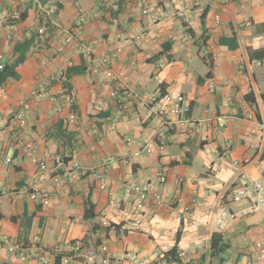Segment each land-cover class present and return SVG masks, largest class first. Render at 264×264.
Returning a JSON list of instances; mask_svg holds the SVG:
<instances>
[{"label":"crops","instance_id":"1","mask_svg":"<svg viewBox=\"0 0 264 264\" xmlns=\"http://www.w3.org/2000/svg\"><path fill=\"white\" fill-rule=\"evenodd\" d=\"M39 1L56 9L44 35L38 33L44 24L36 2L0 0V65L15 67L17 46L32 42L14 77L0 87V235L22 248L13 254L0 242V264H40L28 250L37 241L64 252L68 264H90L89 252L105 245L113 253L137 254L147 264H251L248 249L264 237V213L246 212L249 204L230 202L229 192L243 174L264 176V134L258 131L264 124V66L257 65L264 62V0ZM174 2L187 7L185 19L177 17ZM116 4L119 10L111 11ZM141 7H147V16ZM77 8L86 16L82 27ZM166 13L168 19L155 23ZM11 22L16 24L12 32ZM61 30L75 41L56 55L65 38ZM81 43L92 46L93 60L78 51ZM103 58L110 61L112 77L100 65ZM161 59L166 64L159 68ZM211 80L221 89L209 91ZM126 89L139 99L126 102L119 114L111 94L123 97ZM36 90L42 92L37 105L31 99ZM67 92L76 106L61 110ZM167 93L183 95L191 105L190 114L171 127L149 101ZM28 101L34 105L27 128L7 130ZM72 112L76 119L66 124ZM244 112L254 113L255 120ZM218 116L229 117L224 129L218 128ZM24 140L68 162L54 171L51 161L41 170L20 147ZM9 156L13 162L7 166ZM102 157L113 158L104 175L106 190L90 178L66 173L73 162L97 168ZM159 175L167 178L157 189L162 202L147 205L143 228L137 230L136 196L129 187L157 182ZM56 177L65 181L63 187L55 185ZM29 187L47 192L49 205L21 193ZM198 202L196 213H183V207ZM228 211L242 215L221 233L217 217ZM215 234L223 236V252L212 248ZM77 243L82 251L71 253ZM48 259L57 264L51 253ZM95 264H102L100 257Z\"/></svg>","mask_w":264,"mask_h":264},{"label":"built area","instance_id":"2","mask_svg":"<svg viewBox=\"0 0 264 264\" xmlns=\"http://www.w3.org/2000/svg\"><path fill=\"white\" fill-rule=\"evenodd\" d=\"M136 2V0H134ZM235 0H222L223 4L231 3ZM27 3L36 2L38 4V10L40 13V18L44 24V26L38 31L39 35H44L46 33V26L49 24H53V17L56 14V9L54 7H48L42 3H40L39 0H26ZM174 7H177L176 15L179 19H185L186 18V6H180L178 3H173ZM175 7V8H176ZM143 9V15L147 16L149 14V10L147 7H141ZM110 10L113 12H117L119 10V6L113 5L110 7ZM170 17L169 13H166L163 15V17H157L155 19V23H160L165 21ZM76 18L79 21L80 25L79 27H82V24L85 23V13L82 9L77 8L76 10ZM219 20V18H218ZM57 28V27H56ZM16 29V24L14 22H11L9 25L10 32L14 31ZM60 30V29H59ZM65 34V38L63 40V46L58 47L54 50L56 55L63 54L66 46L71 45L75 41V37L73 34L66 32L64 30H61ZM9 40L12 39L11 34L7 36ZM174 41H177L176 38L173 39ZM182 43H186L188 41L187 37H184L182 40ZM78 51L82 54V56L86 60H93L94 57V50L92 46L89 44L81 43L78 47ZM206 56H210L209 51L205 52ZM166 62L161 59L159 61V68H162ZM100 65L107 67V76L112 77V71L109 69L110 61L108 58H103L100 60ZM257 65L259 67L264 66V62H258ZM4 69V65H0V70ZM94 73L99 72V67H96L94 70ZM247 76V75H245ZM249 78L245 77V81L249 82ZM208 89L211 92H214L217 89H221L220 86H216V84L211 80L208 84ZM122 94L119 92H112L111 96L113 99L117 100L118 103V110L119 114H122L126 108V102H129L131 100H138L139 97L137 96L136 92L133 90L126 89L123 93V97H120ZM32 102L34 104H38L42 99V92L40 90H36L32 93ZM150 102L154 103L158 110V116L163 120L166 127H171L174 124L181 123L189 114L191 111V105L188 101V99L183 95H174V94H164L160 96V98L152 97L149 99ZM28 101L24 102L21 106L20 111H18L14 116H12L9 120V124L7 126V130H16V129H26L28 126V114L33 108V103ZM76 106V98L75 96L70 93H63L61 98V110L69 109L72 110ZM244 110L247 109V106L245 105ZM245 117L248 120H255V114L251 112H244ZM236 115V114H235ZM76 115L72 112L68 118L65 120L66 124H71L75 121ZM229 117L226 116H218L216 118L218 122V128L224 129L227 125ZM113 127H115V124H113ZM258 131L260 134H264V124H259ZM254 133L258 135L257 131H254ZM259 138L260 135L258 136ZM263 138V137H262ZM132 139L129 138L128 142H131ZM20 147L23 149H26L28 152H30L32 156V161L34 164L38 166L39 169L45 171L48 169V163L54 162L55 169L54 171L58 170L59 168L66 165L65 158L61 155H53L49 149H44L43 151H40V149L37 147V145L34 142L26 141L20 142ZM160 149H164V146H161ZM146 153H150L151 150L147 148V146L144 149ZM13 162V158L11 156L7 157L5 160V165L9 166ZM113 162V158L109 157H102L100 159V162L98 164L97 168H84L80 166L77 162H73L71 165V168L66 172L68 175H75L78 178L84 177V178H90L95 183H97L100 190H106L107 189V183L105 180V172L107 167L111 165ZM157 182H151L148 185L140 186V185H132L129 187V194H134L136 196V201L133 204L134 206V217H135V223L134 226L137 230H140L143 228V213H145V210L147 208V205L149 204H156L160 205L162 202V196L157 191L159 186H163L167 183V178L164 175H159L157 178ZM55 185L57 187H63L65 185V181L61 177L55 178ZM176 196L174 197V200L179 205L180 200H178V195L181 194L182 188H183V180L180 179L176 182ZM22 194H26L31 199H33L35 202L39 203L42 206H48L49 205V194L47 192L39 191L34 187H29L25 189ZM3 196L0 195V209L1 204L3 200ZM229 199L232 203H239L242 201H245L249 204L248 208L245 210L246 212L250 214H256V213H264V176H262L259 179H249L247 175L243 174L239 177L237 180V183L232 186L229 192ZM201 203L198 202L195 204L194 207L185 206L183 207V213L184 214H192L196 213L198 206ZM242 214L241 213H231V212H224L221 213L217 217V228L219 232L223 233L228 229V226L230 222L235 221L237 218H239ZM0 242L6 243L9 248V252L15 254L17 252L22 251V248L18 245L12 242L8 236L6 235H0ZM71 253H80L82 251V245L77 243L74 246H71ZM28 250L34 254L36 253L38 257V261L40 264H49L48 254L54 255L55 258H60V261L62 264H68L70 262V258L64 255V252H62L59 249L56 250H49V248L42 242H34L30 245ZM248 253L251 258V264H264V237L263 239L255 242L249 249ZM101 258L102 264H117L119 262H130L131 264H147L143 259L140 258L139 255L131 253V252H123V253H113L110 251L108 246H102L99 250H91L89 254L87 255V260L90 264H95L96 260L98 258Z\"/></svg>","mask_w":264,"mask_h":264},{"label":"trees","instance_id":"3","mask_svg":"<svg viewBox=\"0 0 264 264\" xmlns=\"http://www.w3.org/2000/svg\"><path fill=\"white\" fill-rule=\"evenodd\" d=\"M32 45L31 41H26L23 44H19L16 48V53L18 54V58L15 62V67L21 65L27 57V53L30 50V47ZM15 67H8L7 65H5L3 70H0V87L11 77H14V68ZM65 162H68V158L65 159ZM226 245H224V241H223V236L220 234H215L213 236V240H212V248L214 251L218 250L220 252H223L225 249ZM174 252H170L168 256L166 257H170L171 255H174ZM178 261V260H177ZM60 258L57 259V264H60Z\"/></svg>","mask_w":264,"mask_h":264},{"label":"rangeland","instance_id":"4","mask_svg":"<svg viewBox=\"0 0 264 264\" xmlns=\"http://www.w3.org/2000/svg\"><path fill=\"white\" fill-rule=\"evenodd\" d=\"M236 204H238V205H248V203L245 202V201H242V202H239V203H236Z\"/></svg>","mask_w":264,"mask_h":264}]
</instances>
